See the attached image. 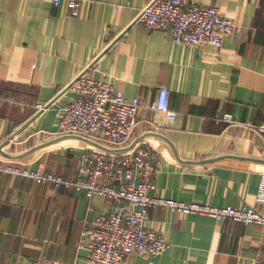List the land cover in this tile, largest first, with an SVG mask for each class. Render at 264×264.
I'll return each mask as SVG.
<instances>
[{
  "label": "crops",
  "instance_id": "1",
  "mask_svg": "<svg viewBox=\"0 0 264 264\" xmlns=\"http://www.w3.org/2000/svg\"><path fill=\"white\" fill-rule=\"evenodd\" d=\"M149 0H0V157L78 174L86 150L152 147L159 172L152 195L216 206L248 203L264 175V0H189L216 4L242 25L221 47L175 43L170 30L135 23ZM88 71L111 81L142 108L129 140L114 146L59 131L55 104L73 100ZM170 90L176 117L150 104ZM39 103H54L40 110ZM232 113V121L220 117ZM116 202L79 190L0 173V264H93L82 230ZM171 246L155 264H254L264 226L153 207L146 221ZM120 264H148L131 253Z\"/></svg>",
  "mask_w": 264,
  "mask_h": 264
},
{
  "label": "built area",
  "instance_id": "2",
  "mask_svg": "<svg viewBox=\"0 0 264 264\" xmlns=\"http://www.w3.org/2000/svg\"><path fill=\"white\" fill-rule=\"evenodd\" d=\"M51 1L56 6L67 1L71 16L81 13L82 0ZM135 23L150 30H170L175 43H208L214 47H221L226 36L242 27L226 16L218 5H202L189 0H149ZM72 86L77 91L76 97L67 103L55 104L59 131L114 146L126 143L142 108L140 97L129 98L111 81L98 80L88 71L82 72ZM51 105L54 103H39L37 107L44 110ZM150 107L165 112L170 119L176 117L167 86L159 88ZM220 118L228 122L234 117L232 113H224ZM260 130L264 133V122ZM158 172L159 157L148 145L122 152L86 150L80 156L75 177H65L43 167L30 169L0 157V173L79 190L89 198L102 195L116 202L114 210L102 212L83 227L79 247L87 251L93 264H120L131 253L144 255L148 264H155L151 257L165 252L171 243L161 231L146 225L153 207H170L185 214H207L220 221L264 226V209L248 203L216 206L152 195ZM257 201L264 204V175ZM254 264H264V246Z\"/></svg>",
  "mask_w": 264,
  "mask_h": 264
},
{
  "label": "water",
  "instance_id": "3",
  "mask_svg": "<svg viewBox=\"0 0 264 264\" xmlns=\"http://www.w3.org/2000/svg\"><path fill=\"white\" fill-rule=\"evenodd\" d=\"M84 138H86V137H84ZM87 139H88V138H87ZM4 145H5V143L0 145V152H2V149H3V146H4Z\"/></svg>",
  "mask_w": 264,
  "mask_h": 264
}]
</instances>
